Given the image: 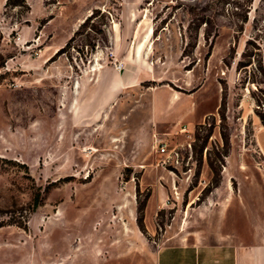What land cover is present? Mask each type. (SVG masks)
<instances>
[{"label":"rangeland","instance_id":"374dc122","mask_svg":"<svg viewBox=\"0 0 264 264\" xmlns=\"http://www.w3.org/2000/svg\"><path fill=\"white\" fill-rule=\"evenodd\" d=\"M132 53L189 122L148 131L153 82L72 127L82 76ZM244 202L264 225V0H0V264H155L228 241Z\"/></svg>","mask_w":264,"mask_h":264},{"label":"crops","instance_id":"0c3cea01","mask_svg":"<svg viewBox=\"0 0 264 264\" xmlns=\"http://www.w3.org/2000/svg\"><path fill=\"white\" fill-rule=\"evenodd\" d=\"M111 50L119 52L115 38H112ZM150 53V52H149ZM137 59L132 55H123L121 69L103 66L78 81L75 100L69 107V122L74 128L91 126L107 116L112 109L123 105L124 118L128 119L134 109L133 104L122 102L124 94L142 84L158 83L149 55ZM148 95V131L159 133L174 132L189 122L193 110L188 105V97L162 85L151 86L143 92ZM147 130V129H146ZM124 133L130 129H124ZM244 216L241 218L238 204L229 209V240L214 245H169L161 247L156 254L155 264H264V225L249 218L248 203H243ZM251 211V209H250ZM252 212V211H251ZM260 220V219H259Z\"/></svg>","mask_w":264,"mask_h":264},{"label":"built area","instance_id":"2783aa9c","mask_svg":"<svg viewBox=\"0 0 264 264\" xmlns=\"http://www.w3.org/2000/svg\"><path fill=\"white\" fill-rule=\"evenodd\" d=\"M121 64H118L116 68L118 70L121 69ZM154 145V150L156 155L158 156V163L156 166H164L166 164V161L170 157V153L167 150V144L163 140L156 139Z\"/></svg>","mask_w":264,"mask_h":264},{"label":"trees","instance_id":"16d2710c","mask_svg":"<svg viewBox=\"0 0 264 264\" xmlns=\"http://www.w3.org/2000/svg\"><path fill=\"white\" fill-rule=\"evenodd\" d=\"M10 1H12V0H8V2H10ZM91 17H92V15L86 19L85 23H86V22L89 20V18H91ZM85 23H84V24H85ZM77 32H78V31H77ZM77 32H76V33L74 34V36L69 40V42L66 44L65 47H67V46L69 45V43L74 39V37L77 35ZM93 46H94V45H93ZM63 49H64V48L60 49L59 51H61V50H63ZM92 49H93V47H92ZM34 199H35V202H34V205H33V209H36V208L38 207L39 195L36 194Z\"/></svg>","mask_w":264,"mask_h":264}]
</instances>
